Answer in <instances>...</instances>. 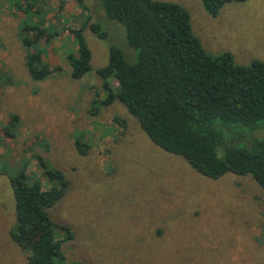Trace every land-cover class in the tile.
Masks as SVG:
<instances>
[{"label":"rangeland","instance_id":"1","mask_svg":"<svg viewBox=\"0 0 264 264\" xmlns=\"http://www.w3.org/2000/svg\"><path fill=\"white\" fill-rule=\"evenodd\" d=\"M157 1L189 12L208 53L228 51L242 65L264 61V0L226 3L216 17L200 0ZM35 8V22L53 33L40 40L39 62L52 70L42 80L26 67L32 50L19 32L26 16L13 0H0V264H27L29 252L9 234L15 215L8 176L20 171L42 189L67 182L48 209L61 242L59 264H264V190L251 176H203L154 145L121 101L101 102L96 69L106 65L108 47L135 60L124 27L104 16L99 0H39ZM89 20L107 35L85 26L92 69L74 79L66 59L75 49L72 30ZM250 135L264 137V130Z\"/></svg>","mask_w":264,"mask_h":264},{"label":"trees","instance_id":"2","mask_svg":"<svg viewBox=\"0 0 264 264\" xmlns=\"http://www.w3.org/2000/svg\"><path fill=\"white\" fill-rule=\"evenodd\" d=\"M38 1L13 0L26 16L19 32L25 34L24 46L32 50L26 54V67L34 80L52 72L39 62L44 53L40 40L53 33L34 20L39 16V10L33 9ZM99 1L104 16L124 27L126 43L135 50V60L129 61L119 47H108L106 65L96 69L105 95L101 102L121 101L154 145L180 156L203 176L249 175L264 190V137H247L250 131L264 130V61L242 65L228 51L208 53L192 33L189 12L179 4ZM200 1L216 17L226 3L243 0ZM86 25L99 38L107 35L100 23L90 20L72 30L75 49L66 59L74 79L92 69L83 32ZM109 78L117 82L116 90ZM82 145L76 142L80 152H84ZM47 172L63 180L59 170L48 168ZM8 181L15 215L11 239L29 252L27 264H59L61 242L55 237L48 209L64 196L67 182L42 189L37 181L30 183L24 171L9 175Z\"/></svg>","mask_w":264,"mask_h":264}]
</instances>
